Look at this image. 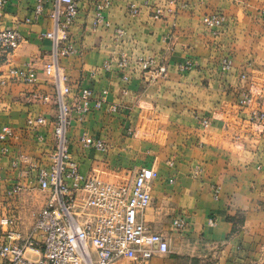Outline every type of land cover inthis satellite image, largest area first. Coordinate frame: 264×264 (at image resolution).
I'll use <instances>...</instances> for the list:
<instances>
[{"label":"crops","instance_id":"crops-1","mask_svg":"<svg viewBox=\"0 0 264 264\" xmlns=\"http://www.w3.org/2000/svg\"><path fill=\"white\" fill-rule=\"evenodd\" d=\"M76 1L57 43L48 35L64 10L57 0H10L0 18V29L22 38L14 51L0 50V127L14 131L0 141V245L9 227L27 236L50 194L38 169L56 144L57 107L40 97L54 98L45 65L59 50L69 101L84 87L102 102L83 119L71 115L80 170L129 190L143 168L153 172L143 219L170 249L149 264H264V0ZM214 13L224 17L217 32L203 22ZM27 66L32 82L11 73ZM39 116L48 122L27 124ZM84 133L104 148L85 145ZM16 184L21 191L9 194Z\"/></svg>","mask_w":264,"mask_h":264},{"label":"built area","instance_id":"built-area-1","mask_svg":"<svg viewBox=\"0 0 264 264\" xmlns=\"http://www.w3.org/2000/svg\"><path fill=\"white\" fill-rule=\"evenodd\" d=\"M10 0H0V18ZM110 0H106L108 4ZM64 5V10H57V30L49 33L56 43L65 39L66 34L59 36L61 26L70 25L76 18L79 7L76 0H57ZM104 7L100 6V11ZM136 13L138 8L131 7ZM43 5H38L40 13ZM162 15L157 9L156 18ZM103 16H100L102 19ZM221 13L207 14L204 24L217 32L223 24ZM22 42L18 31L0 29V50L7 53L14 51ZM69 52L64 49L63 53ZM187 61L182 68H190ZM231 61L224 62V69H229ZM27 71L13 69L15 78H23L27 82L34 80L30 66ZM47 75L56 83L54 98L41 96L43 101H51L57 107V115L53 121L55 147L50 155L49 163L38 169V182L43 190L49 191L48 200L35 221L31 233L26 237L9 227L7 239L0 245L2 264H149L157 253H168L170 246L163 234L153 232L146 225L144 215L151 204L149 183L153 172L143 168L135 178L134 186L129 190L126 186L105 181L95 175L84 174L69 148L68 131L71 126V115L76 111L83 119L93 109L99 108L102 102L93 100V92L81 87L76 101H69L72 87L68 77L62 73L59 65V50L54 58L45 65ZM164 73L166 68L161 66ZM259 123L264 127V112L257 115ZM47 118L39 116L30 118V126L46 124ZM14 136V131L7 126L0 127V141L6 143ZM81 142L97 149H103L100 139L84 133ZM7 151V147H4ZM22 187L16 184L9 194L14 195ZM4 222H8L6 219ZM178 228H183L184 221L176 220Z\"/></svg>","mask_w":264,"mask_h":264},{"label":"rangeland","instance_id":"rangeland-1","mask_svg":"<svg viewBox=\"0 0 264 264\" xmlns=\"http://www.w3.org/2000/svg\"><path fill=\"white\" fill-rule=\"evenodd\" d=\"M31 229H32V227H29L27 235H29L31 233Z\"/></svg>","mask_w":264,"mask_h":264}]
</instances>
